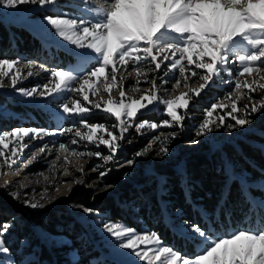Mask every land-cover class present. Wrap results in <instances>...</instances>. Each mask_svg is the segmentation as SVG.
<instances>
[{
    "label": "snow or ice",
    "instance_id": "6c2138e0",
    "mask_svg": "<svg viewBox=\"0 0 264 264\" xmlns=\"http://www.w3.org/2000/svg\"><path fill=\"white\" fill-rule=\"evenodd\" d=\"M59 3L60 0H0V9H18L20 5L55 9ZM82 3L90 18L44 17L50 26L45 30L66 42L57 46L75 60L69 70L37 67L31 61L22 64L19 60L0 59V89L11 88L32 100L55 99L70 93L74 98L60 104V110L64 118L79 117V124L74 121L72 127L56 130L20 127L0 133V178L19 177L40 156L51 155V150L42 146L27 161L21 159L31 142L45 137L70 136L71 145L80 142L94 144L96 148L103 145L108 154L80 152L59 143L55 159L49 162L53 175L33 174L43 176L46 184L39 200L27 198L25 185L19 180L14 190L13 181L4 180L0 185L25 207L38 209L45 207L44 202L52 203L49 187L55 185L53 190L58 192L60 184L69 183L59 177L72 174L69 166L75 160L87 156L103 161L104 165L115 163L123 142L132 143L128 138L131 129L137 135L165 128L183 131V121L192 103L218 81L234 87L204 110V118L195 132L197 138L221 127L228 132L243 129L253 122L252 117L264 113V0H96L95 6L92 0ZM38 73L49 74L45 84L28 89L17 87ZM149 73L154 75L150 77ZM129 78L133 83L126 87ZM170 82L171 88H167ZM142 84L148 87L142 88ZM181 88L184 91H179ZM161 90L169 94L168 99L159 94ZM117 94L119 99H115ZM254 94L259 99H254ZM90 97L98 99L93 102ZM161 106L168 119L159 123L140 119L146 113L160 112ZM96 109L107 114L106 119L114 118L115 123L112 126L89 123L84 114H92ZM52 116L61 118L54 110ZM177 135L171 131L153 136L135 157L148 155L155 144H159L157 156L169 155L170 138ZM189 143L196 144L198 140L191 139ZM134 162L126 161L129 166ZM101 167L96 165L91 171L97 172L102 180L110 168L101 171ZM76 171L80 175L70 183L92 186L86 185L83 165ZM111 187L105 184L100 190ZM71 191L69 188L67 194ZM83 211L94 212L87 207ZM10 227L9 223L0 225V254L5 256L9 249L4 237ZM174 230L193 246V255L165 245L154 231L138 232L119 222L103 223V231L112 238V248L128 250L127 254L141 264H264V220L258 228L223 234L212 227L211 221L202 226L185 220Z\"/></svg>",
    "mask_w": 264,
    "mask_h": 264
},
{
    "label": "rangeland",
    "instance_id": "374dc122",
    "mask_svg": "<svg viewBox=\"0 0 264 264\" xmlns=\"http://www.w3.org/2000/svg\"><path fill=\"white\" fill-rule=\"evenodd\" d=\"M95 3L96 0H92V6H95ZM84 8L85 5L82 3V0H60L59 5L55 9L51 8V6L40 8L36 5H20L18 9L12 10L0 9V21L5 24H13L26 28L41 43L42 49L39 54L36 55L35 60L26 59L24 57H18L13 60H19L22 62V64L31 61L37 67L44 66L49 69L69 70L75 64V60L71 56L67 55L62 50V48L57 46L58 44H65L66 42L61 41L59 37L50 35L49 31L45 30L46 28L50 29V26L46 25L44 17L67 15L71 17L83 16L86 19L90 18V14L85 11ZM24 71L26 73L27 70L25 69ZM48 75V73H38L23 80L20 84H18L17 87L28 89L38 85H43L47 82ZM152 75H154V73H149L150 77ZM159 75L162 76L163 72H160ZM132 83V78H129L126 83V87L130 86ZM141 87L146 88L148 85L142 84ZM166 87L171 88V82L166 85ZM233 87L234 85L220 83L218 81L215 86L207 89L205 93H202L201 97L196 98L188 110L187 117L183 121V131H180L179 128H165L160 131H146L143 135H137L135 130L131 129L128 138L132 140V143L129 144L126 141L123 142V147L119 150L117 161L115 163L104 165L103 161H100L95 157L89 158L87 156L73 161L69 166L72 174L68 176L61 175L59 177L61 181H67L69 183L60 184L58 192L53 190L55 185H53V187H49L48 190L53 202L46 203L41 201L45 203L44 208H27L22 203L12 199L8 195V192L3 188H0V215L13 217L11 218L13 221L21 223L22 218L17 217L19 212L24 214L38 215L41 218H45L48 212H51V214L55 215L56 217H58V215L61 216V214H64L67 218H69V220L76 222L81 228L80 237L83 240L81 249L91 247L94 251L98 252V258L89 260L91 263H94L97 260L109 259L117 264H128L129 261H135V264H141V262L136 260L134 256L127 254L128 250H114L112 248V238L103 231V223L109 222L105 218L104 212L101 210L102 206L104 205V198L113 196L120 185L136 183L142 174H154L158 182L162 181L164 175L156 174V168L160 170L170 169L181 173V175H184L185 168L188 166V164L199 157H205L208 159L219 157L220 161L224 164L226 172L229 176H234L241 182H245L243 174L234 173L232 169L233 166L230 163L228 157V148L238 150L240 148V142L258 145L257 142L253 140V138L255 136L264 137V113H258L252 117L253 122L250 125L245 126L243 129L235 128L231 132H228L224 127H221L218 130L208 133L206 136H201L198 138L195 136V132L199 126V123L204 118V110L209 108L211 104L220 97H223L225 93L231 91ZM179 91H184V89L181 88ZM159 94L165 99L169 98V94L165 93L163 90H161ZM128 95L131 96L132 93H128ZM0 97L3 99V101H1L2 99L0 98V114L6 118H9L11 122L15 121L19 123L20 120H35V126L28 128L56 130L58 127H72L74 121L76 124H79V117L69 116L64 118L65 114L61 112L59 107L60 104L66 103L74 98L70 93L60 94L59 96H56L55 99L54 97H37L35 100H32L31 98L21 97L18 92L11 88H4L0 89ZM77 98L82 100V98ZM104 98L107 99V94H105ZM90 99L95 102V100L98 98L90 97ZM115 99H119L118 94L115 96ZM254 99H259V96L254 94ZM13 105H21L22 108L26 110V113L23 111L17 112L13 108ZM29 107L42 113L45 122L39 121L38 119L36 120V117L31 114ZM53 110L60 113V119L53 118ZM163 112V106H161L160 112L153 111V113L160 116L157 121L153 122L159 123L165 119H168V117L164 115ZM99 114L107 116V114L102 113L98 109L93 110L92 114L84 115L87 116L89 123H94L92 118L94 115ZM140 119L143 120L142 117H140ZM112 120L113 123H111L109 126H112L115 123L114 118ZM14 129L6 130L4 132H10ZM171 131H176L178 135L175 139L170 138V143L168 144L169 155L157 156L156 153L159 151V144H155L148 155L138 158L135 157V153L144 149L153 136H158L162 133L166 135ZM191 139H197L198 143H189ZM59 143H65L70 149L80 152L102 151L105 155L108 154L107 149L103 145H101L99 148H96L94 144H88L87 142H80L77 145H71L70 136L45 137L41 141L31 142L30 147L25 150L21 159L27 161L36 152V149L42 146H46L48 149H50L51 155L40 156L34 163L26 167L19 177L9 175L0 178V185L3 184L4 180L13 181L14 190L15 182L19 180L25 185L23 191L27 194V198H35L39 200L46 184L43 176L33 174L44 173L45 175L49 176L53 175V170L50 168L49 162L55 159L56 148L58 147ZM132 147L136 149L133 153V158H122L121 155H123L124 151ZM259 147L264 149L262 144H260ZM214 158L212 160H214ZM128 160H134L135 162L129 166L126 163ZM118 164L123 166L118 167ZM81 165H83L85 168L84 180L86 185L92 186L74 185L70 183L80 175L76 169ZM96 165L102 166L100 169L101 171L110 168L108 175L102 180L98 178L97 172L91 171V168L95 167ZM26 175L28 176V180H25ZM109 176L114 178V182L112 184L109 183ZM29 181L31 182L29 183ZM252 183L258 185L261 182L256 181ZM105 184L113 185V187L101 191L100 189H103ZM69 188L72 189L70 195L67 194V190ZM247 197L254 206L262 209V220H264V208L261 207V205L264 204V199L251 196ZM80 206L91 208L94 210V212L92 214H86L83 211V207ZM8 223L11 225L9 229L14 227L12 225L13 222ZM258 223L259 222L255 223V228L259 227L257 225ZM9 229L5 233L4 237L7 247L14 245L15 243V234H11ZM30 229L32 231V235L39 241V243L45 246L52 253V255L53 251L57 249L56 253L61 256V261L59 263L53 262L52 264H81L80 260L85 255V253H80L79 248H76L73 242H71L66 236L53 235L49 231L37 227L36 225H30ZM63 247H65L64 250H59ZM11 249L12 250L9 249V254L6 256L4 254H0V264H38L39 261L37 260L36 254L38 246H32L29 244L28 240L20 241L17 246ZM42 264H46V262Z\"/></svg>",
    "mask_w": 264,
    "mask_h": 264
},
{
    "label": "trees",
    "instance_id": "16d2710c",
    "mask_svg": "<svg viewBox=\"0 0 264 264\" xmlns=\"http://www.w3.org/2000/svg\"><path fill=\"white\" fill-rule=\"evenodd\" d=\"M41 49L39 40L26 28L0 21V59L13 60L24 57L35 60ZM13 108L17 112L26 113L21 105H13ZM29 110L36 120L45 122L42 113L31 107ZM142 118L157 121L160 116L151 112ZM92 121L108 125L113 123L112 119H106L105 115L100 114L94 115ZM35 124V120L11 122L9 118L0 114V133L14 128H28ZM253 140L258 145L240 142L238 150L228 148L232 169L234 173L243 174L245 182L229 176L219 157H213L214 160L199 157L188 164L184 175L170 169L156 168V174L164 175L160 182L154 174H142L136 183L120 185L113 196L104 198L101 210L109 222L125 224L138 232L154 231L165 245L188 256L194 254L193 246L185 243L174 230L176 225L185 220L200 223L202 226L211 221L212 227L221 234L236 229H255L256 222H259L257 225L260 226L263 211L254 206L247 196L264 199V149L259 147L260 144L264 146V137L255 136ZM135 150L133 147L126 149L121 155L122 158L132 159ZM109 180L111 184L114 182V178L110 176ZM256 181L261 183L258 185L252 183ZM18 214L17 217L22 218L21 223L13 221L11 219L13 217L0 215V225L13 222L14 227L9 231L15 234V243L8 246L10 250L20 241L28 240L32 246H38L36 251L38 264L59 263L61 256L56 253L57 249L52 255L32 235L30 225H36L53 235H63L70 239L75 247L79 248L80 253H85L80 260L81 264H117L109 259L91 263L89 260L98 258V252L91 247L81 249L83 245L80 237L81 228L64 214L56 217L48 212L45 218L22 212ZM64 249L65 247L59 250Z\"/></svg>",
    "mask_w": 264,
    "mask_h": 264
}]
</instances>
